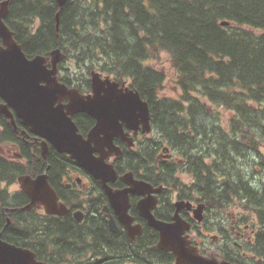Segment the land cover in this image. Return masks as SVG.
Wrapping results in <instances>:
<instances>
[{
  "label": "trees",
  "instance_id": "obj_1",
  "mask_svg": "<svg viewBox=\"0 0 264 264\" xmlns=\"http://www.w3.org/2000/svg\"><path fill=\"white\" fill-rule=\"evenodd\" d=\"M58 10L56 0H10L6 23L28 57L62 48L73 69L84 71L83 76L71 72L68 83L89 86V72L96 70L128 81L148 102L153 134L141 149L121 146L122 154L114 159L118 172L140 171L151 184L165 185L168 191L160 203L167 210L172 208L171 189L179 199L193 190L216 216L240 207L251 216L246 222L264 225V0H66L57 28ZM161 52L176 72L181 90L176 97L162 93L165 73L156 67ZM80 115L73 119L85 133L88 125ZM16 122L31 135L18 118ZM0 123V142H17L22 156L21 162L0 156V184L46 169L50 185L63 188L59 182L68 168L76 167L74 161L51 144L41 156L40 145L21 139L1 114ZM163 145L184 163L156 162ZM178 172L191 177L189 185ZM5 192L0 189L1 236L29 247L38 259L52 264H173L174 256L156 246L155 231L145 233L147 242L145 234L128 241L100 224L93 211L81 222L70 214L40 215L34 209L8 215L1 212L4 202L23 206L29 200L25 195L15 203L16 196ZM92 206L98 208L93 201ZM206 220L207 213V229ZM231 220L235 227L242 222ZM38 248L45 251L40 254ZM247 248L257 255L255 263L264 264L262 228ZM233 251L230 247L225 254Z\"/></svg>",
  "mask_w": 264,
  "mask_h": 264
},
{
  "label": "water",
  "instance_id": "obj_2",
  "mask_svg": "<svg viewBox=\"0 0 264 264\" xmlns=\"http://www.w3.org/2000/svg\"><path fill=\"white\" fill-rule=\"evenodd\" d=\"M8 2L9 0L0 2V98L4 101L0 102V114L9 120L14 131H18L14 120V116H17L23 126L41 139V156L45 157L51 144L58 152L67 154L78 166L86 169L101 183L108 199L114 205L121 203L116 212L129 233L132 217L126 213L125 202H128V193H148L147 197L139 201L137 207L148 225L158 232L156 246L170 252L175 257L174 264H228L201 255L190 243L186 235L190 223L179 214L182 207H191L189 202L177 201L172 221L166 222L152 212L158 202L153 194L159 193L161 187L154 189L145 181H137L130 172L119 176L128 183V187L113 190L110 186V182L116 181L118 174L106 158L121 154L120 148L113 143V137L120 136L125 142L129 141L122 122L128 127L139 119L144 125V130L150 131L148 102L141 98L138 91L126 87L124 83L120 86L119 82L112 80L108 75L102 77L96 70L89 72L91 92L86 95L59 82L56 76L57 65L66 55L57 47L50 50L47 56L36 54L28 58L21 45L14 39L13 31L2 20L8 12ZM56 2L60 10L66 0ZM59 15L60 12L55 15L57 26ZM222 24L227 25V21ZM62 98H65L66 102H63ZM76 112H85L97 120L87 132L86 138L78 132L79 129L72 118ZM21 133L26 134V131L21 130ZM94 151L99 152V155H94ZM18 181L29 197V202L23 205L21 210L31 209L38 204L42 205L46 214L65 215L68 212V208L59 202L46 173L34 177L22 174ZM203 209L204 203H199L194 208L197 220L202 219ZM82 216L81 210L73 212V218L77 222L82 220ZM7 223H10L9 218ZM115 229L114 221L110 218L109 230L115 232ZM139 232L140 230H136V233ZM0 264L47 263L37 259L36 253L31 249L3 239L0 232Z\"/></svg>",
  "mask_w": 264,
  "mask_h": 264
},
{
  "label": "flooded vegetation",
  "instance_id": "obj_3",
  "mask_svg": "<svg viewBox=\"0 0 264 264\" xmlns=\"http://www.w3.org/2000/svg\"><path fill=\"white\" fill-rule=\"evenodd\" d=\"M1 1H5V0H0V2ZM9 6H10V0L8 2V8H7L8 12H9ZM8 12L2 18L3 22L6 25H7L6 17L8 15ZM58 24H59V19H58ZM55 25L58 28L56 17H55ZM0 45H2L1 38H0ZM60 49L64 53V50L62 48ZM66 58L67 57L65 56V58L62 59L57 65L56 76H57L58 81L66 84L69 88H76L80 94H83V95L89 94L91 92L90 82H89V86H86L80 89L72 85L71 84L72 82L68 83L67 81H65L66 79L71 77V70L69 69V66L67 65L68 63H70V61L67 60ZM63 61L65 62L64 64H63ZM49 64L50 62L48 61L47 65L49 66ZM62 65L67 66L68 73L70 74V76L69 75L65 76V74H67V71H63L61 69ZM62 75L65 76L63 80L61 77ZM101 76L105 77L106 74H102ZM111 79L115 80L114 78H111ZM119 83H120V86H122L121 84L124 83L126 87H129L128 86L129 83L126 80H122ZM62 101L66 102V99L62 98ZM0 102H4V101L0 98ZM82 113L85 115L84 116L80 115ZM76 115H80L78 118H80L85 124L88 125L85 133L78 131L83 135L84 138H86L87 132L89 131L91 127H93L96 124L97 120L94 116L92 117L91 115L85 112H76L72 115V118H74L73 116H76ZM16 118L18 117L14 116L15 122H16ZM19 121L21 123L20 119ZM149 122L151 125L150 118H149ZM1 125L2 124L0 123V130H1ZM16 125L18 127L17 122H16ZM122 127L124 129V132L127 134V138H129V141L125 142L124 140L120 138V136L113 137V143L120 148L121 154H122L121 146H123L124 148L132 149L134 151L135 149H138V148L141 149L142 145H144L145 143V139H147L148 136L152 135L153 133L152 126H151L150 131L144 130V125L140 119L137 122L131 123L130 126L128 127L125 122H122ZM21 130L26 131V129H21ZM21 130H19V127H18V131L15 132V134L18 135L17 133L21 132ZM31 135H29L26 131L25 141L28 144L35 143V144L40 145L41 139L32 133ZM15 144H17V142H13L10 144H7V141L0 142V156L6 159H9V160L21 162L22 156L19 152V149H15ZM5 146L7 148V152H5ZM165 147L166 145H163L160 147V149L157 150L156 157H155L156 162L158 160H161L162 162L166 160H175L181 164L184 163V159L180 155L179 157H177L176 155L171 153L169 150H165ZM93 154L97 156L99 155V152L94 151ZM115 157L116 156L114 155H110L109 157L106 158L108 162L113 164V167L118 174V178L116 179V181L112 183L110 182V186L112 187L113 190H121V189H125L126 187H128V183L121 180L119 177L128 172H130L132 174V177L136 179L137 181H140V180L145 181L146 183H149L150 185H152L154 189L161 187V191L159 193L153 194L158 199V202L156 203L155 207L152 209L153 214L157 218L163 221L170 222L172 221V218L176 210L175 203L177 201H182V200L189 202L191 207L189 209H187V207L185 206L182 207L179 214L182 218H184L186 221L190 223V228L186 231L187 238L189 239L190 243L198 249L201 255L211 258L213 260L216 259L217 261H226L230 264H258L254 262V260L257 259V255L253 251L248 249L247 246L251 245L254 242V234L259 227L262 228L264 231V225H261L260 223H258V221H255L252 219H249L248 222H246L247 220L246 215H242V214H239L242 222L239 223L237 227H235L234 225H231L229 221H227L228 217L232 218L231 221L233 220L235 221L236 215L234 214H236L237 212L247 213L245 210H243L240 207H234L230 209L229 211H227V214H221V215L216 216L214 209L212 207L207 208V206L204 203L203 211L207 213V220H206L207 229H206L204 219L200 221V220H197L194 216V208L198 206L199 203H203L197 200L196 192H194L193 190H187L184 193L185 197L183 199H179L178 197H176V194H177L176 190L173 191L171 189L170 193L172 197H171L170 202H171L172 208L171 210H167L160 203L161 196L165 192L168 191L167 187L163 184H158V185L151 184L143 177V174L140 171H137V173H135L132 169L127 168L123 170L122 172H118V170L116 169L114 165ZM74 163L76 164V167L68 168L66 172L63 174L62 179L59 182V185H62L63 188L57 189L56 186L51 185L58 195L59 202L63 203L68 208V212L65 215L70 214L71 217L73 218V212L76 210H81L83 212L81 221H83L86 214L87 213L90 214V212L93 211L94 214L96 215V218L99 219L100 224L105 223L106 228L108 230H109V220L110 218H112L114 221V225L116 227L114 233L118 234L119 236H122L121 238L126 237L128 241H135L136 239L141 237V235L145 233H148L149 235H151L152 232L155 231L156 232L155 240L157 244L158 232L154 228L148 225L146 219L140 214V211L137 207V204L139 203V201L147 197L149 195L148 193H144V194H139L136 192L128 193V202L127 201L125 202L127 205L126 213L128 216L132 217L131 232L129 233L126 225L120 220L119 214L116 212L117 209H120L121 203H117L116 205H114L113 202L110 199H108V196L106 192L104 191V189L102 188L101 183L97 181L86 169H84L81 166H78L75 161ZM41 173H46V169H44L42 172H35L34 175H31V174L30 175L34 177ZM177 175L181 179H182L181 177L182 175L189 177L187 174L180 173V172H178ZM182 181L185 182V179ZM185 183L186 185H189V183L187 182ZM17 184H18L17 178L13 182H1L0 189L6 190L5 195L6 193L10 197L15 195L16 196L15 203H17V201H19L18 203L22 202V200L25 198V195L29 200L28 195L21 189V187H19V189L17 188ZM49 184H52V183L49 182ZM22 194L23 196H19ZM92 201L93 203L97 204L98 208H93ZM4 203L7 205L1 207L2 213L8 214L9 211L21 210L20 206L14 205V203L11 200L8 201V203L6 202ZM31 209H34L36 213L40 215L52 216V214L45 213L42 205L36 204L32 206ZM235 209H238V211L236 212ZM65 215H61V216H65ZM249 217L251 216L249 215ZM6 218H9V216H6ZM204 218H205V213H204ZM202 226L204 227V229L202 228ZM136 230H140V232L136 233ZM145 235L146 237L144 238V241L147 242L149 236L147 234ZM208 247H210V250L208 249ZM230 247H232L234 251L233 253H228L226 255L225 252ZM44 251H45L44 248H38V253L41 254ZM39 260H42L46 262L47 264H49V262H47L46 260H43V259H39ZM60 264H66V263H60ZM94 264H100V263H98L97 261ZM118 264H132V263L121 262Z\"/></svg>",
  "mask_w": 264,
  "mask_h": 264
},
{
  "label": "rangeland",
  "instance_id": "obj_4",
  "mask_svg": "<svg viewBox=\"0 0 264 264\" xmlns=\"http://www.w3.org/2000/svg\"><path fill=\"white\" fill-rule=\"evenodd\" d=\"M160 57H161V60L160 61H156V63H157L156 67L158 69L162 70L165 73V79H164V82L162 83L163 84L162 93L165 94L166 96L176 97L181 91L180 88L178 87V85L175 82V80H176V72L171 67L170 62H169V56H168V54L166 52H161L160 53ZM67 65L69 66V69L71 70L72 73H74V74L76 73L77 76H79V75L83 76V74H84L83 70L79 71L78 69H73V65H70V63H68ZM66 71H68V69ZM220 110H221V112L223 111L222 108H220ZM227 114H228L227 112H223V115L227 116ZM150 136H152V135H150ZM261 150H262V152L264 154V145L261 146ZM6 151H7V149H6ZM181 177H182L183 180L185 179L186 182H190L191 181L190 177H187V176H184V175H182ZM19 187H20V182L18 181L17 188L19 189ZM235 211L237 212L238 209H235ZM204 213L206 215V212H204ZM239 214L246 215V218L247 219L249 218V214L242 213V212H237L236 214H234V215H236V221H240L241 220ZM202 228L204 229L203 226H202ZM208 249L210 250V247H208Z\"/></svg>",
  "mask_w": 264,
  "mask_h": 264
},
{
  "label": "bare ground",
  "instance_id": "obj_5",
  "mask_svg": "<svg viewBox=\"0 0 264 264\" xmlns=\"http://www.w3.org/2000/svg\"><path fill=\"white\" fill-rule=\"evenodd\" d=\"M57 12H60L59 10L57 11ZM56 12V13H57ZM56 13H55V15H56ZM61 69L63 70V71H66L68 68L65 66V65H62V67H61ZM18 134V136H20V138H23V140H25V137H26V134H23V133H21V132H18L17 133ZM11 143H13V141H10ZM150 175V174H149ZM22 206H20V208H21ZM198 250V249H197Z\"/></svg>",
  "mask_w": 264,
  "mask_h": 264
}]
</instances>
